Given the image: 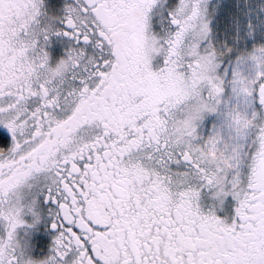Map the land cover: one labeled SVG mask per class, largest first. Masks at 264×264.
<instances>
[{
  "label": "snow or ice",
  "instance_id": "snow-or-ice-1",
  "mask_svg": "<svg viewBox=\"0 0 264 264\" xmlns=\"http://www.w3.org/2000/svg\"><path fill=\"white\" fill-rule=\"evenodd\" d=\"M0 264H264V0H0Z\"/></svg>",
  "mask_w": 264,
  "mask_h": 264
}]
</instances>
